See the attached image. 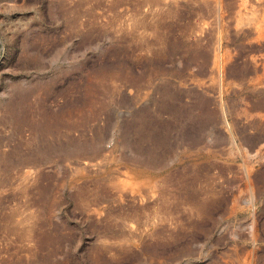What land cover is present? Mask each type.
<instances>
[{
  "label": "rangeland",
  "instance_id": "obj_1",
  "mask_svg": "<svg viewBox=\"0 0 264 264\" xmlns=\"http://www.w3.org/2000/svg\"><path fill=\"white\" fill-rule=\"evenodd\" d=\"M0 264H264V0H0Z\"/></svg>",
  "mask_w": 264,
  "mask_h": 264
},
{
  "label": "bare ground",
  "instance_id": "obj_2",
  "mask_svg": "<svg viewBox=\"0 0 264 264\" xmlns=\"http://www.w3.org/2000/svg\"><path fill=\"white\" fill-rule=\"evenodd\" d=\"M222 59V58H221ZM224 64V63H223ZM220 65V64H219ZM222 66V65H221ZM220 68V67H219ZM223 70H225V69H223ZM221 71V70H220ZM222 72V71H221ZM224 72V71H223ZM221 75V74H220ZM222 103V102H221ZM223 105V104H222ZM228 108V107H227ZM224 110V109H223ZM225 111V110H224ZM229 111V110H228ZM225 113V112H224ZM223 114V113H222ZM225 115V114H224ZM223 116V115H222ZM227 121V120H226ZM226 123H228V122H226ZM230 123V122H229ZM235 140H236V138H235ZM251 186H252V184H251ZM250 189H252L251 187H250Z\"/></svg>",
  "mask_w": 264,
  "mask_h": 264
}]
</instances>
